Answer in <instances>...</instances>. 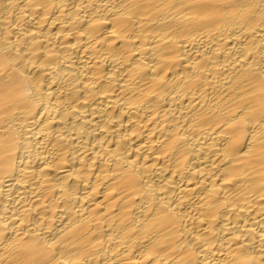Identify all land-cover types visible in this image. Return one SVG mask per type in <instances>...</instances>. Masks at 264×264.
<instances>
[{
    "label": "bare ground",
    "instance_id": "obj_1",
    "mask_svg": "<svg viewBox=\"0 0 264 264\" xmlns=\"http://www.w3.org/2000/svg\"><path fill=\"white\" fill-rule=\"evenodd\" d=\"M0 264H264V0H0Z\"/></svg>",
    "mask_w": 264,
    "mask_h": 264
}]
</instances>
